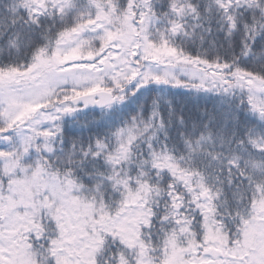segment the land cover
Wrapping results in <instances>:
<instances>
[{"label":"snow or ice","instance_id":"6c2138e0","mask_svg":"<svg viewBox=\"0 0 264 264\" xmlns=\"http://www.w3.org/2000/svg\"><path fill=\"white\" fill-rule=\"evenodd\" d=\"M0 264H264V0H0Z\"/></svg>","mask_w":264,"mask_h":264}]
</instances>
